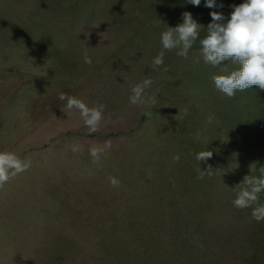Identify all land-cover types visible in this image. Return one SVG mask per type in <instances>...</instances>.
Returning <instances> with one entry per match:
<instances>
[{"label": "rangeland", "instance_id": "obj_1", "mask_svg": "<svg viewBox=\"0 0 264 264\" xmlns=\"http://www.w3.org/2000/svg\"><path fill=\"white\" fill-rule=\"evenodd\" d=\"M223 8L205 7V0L199 6L187 0H0V151L31 161L0 188V264H100L92 254L108 227L171 225L182 165L196 153L181 135L195 123V105L212 118L205 128L230 125L241 132L242 113L257 110L246 104L249 89L231 98L216 88L212 94L218 69L203 62L197 43L187 58L166 51L163 66L153 67L161 33L182 23L183 12L201 24ZM145 78L154 80L145 91L151 99L133 105L131 88ZM62 92L106 106L98 131L89 133L79 112L58 99ZM224 112L226 123L219 116ZM105 141L110 149L93 164L89 148ZM73 145L81 151L74 153ZM246 151L237 180L251 176L262 159L256 145ZM156 167L162 198L170 203L165 222L159 206L147 208L155 198ZM109 176L120 181L118 188ZM246 213L243 222L250 224Z\"/></svg>", "mask_w": 264, "mask_h": 264}, {"label": "trees", "instance_id": "obj_2", "mask_svg": "<svg viewBox=\"0 0 264 264\" xmlns=\"http://www.w3.org/2000/svg\"><path fill=\"white\" fill-rule=\"evenodd\" d=\"M221 1L224 8L219 12L226 17L232 10L230 5L243 2L219 0L220 4ZM91 13L95 14L94 9ZM90 15L88 13V17ZM203 22L206 27L211 21L205 19L201 25ZM203 35L202 30L201 37ZM196 43L201 47L199 41ZM210 88L214 94L215 86ZM247 98L246 104L257 105V110L249 109L242 113L245 124L242 132L231 129L230 125L218 129L205 128L207 110L195 105V110L190 113L193 119L189 117L195 123L181 135L184 140L189 138L194 143L196 153L208 150L213 155L200 164L195 157L188 164L183 163L181 177L176 184L175 207L162 198L163 184L159 172L162 169L156 167L154 189L151 191L155 198L151 196L148 199V212L159 206L165 222L169 220L166 216L170 206L171 225L154 226L152 222H140L108 227L92 258L99 260L100 264H264V222L252 218V208L238 209L232 203L240 187L244 186L240 185L244 178L237 180L240 176L239 163L248 154L246 150L251 143L263 155L259 167L249 177L264 175L260 170L264 168V91L254 85L249 88ZM219 116L220 121L226 123L227 113ZM209 164L212 174L198 178L201 169L207 170ZM186 172L190 173V177L185 175ZM259 202L264 203V193L260 194ZM244 210L250 224L243 222L241 212ZM149 214L147 218L152 216ZM154 229L158 232H153ZM89 264H93L92 261Z\"/></svg>", "mask_w": 264, "mask_h": 264}, {"label": "clouds", "instance_id": "obj_3", "mask_svg": "<svg viewBox=\"0 0 264 264\" xmlns=\"http://www.w3.org/2000/svg\"><path fill=\"white\" fill-rule=\"evenodd\" d=\"M188 3L199 6L201 0H187ZM205 7L223 8L216 0H205ZM231 11L227 17L218 11L210 12L211 22L207 26L199 24L193 19L190 12L182 13V23L175 27H168L160 35L162 49L154 57L153 67L164 64L166 51L177 50L179 57L187 58L193 45L199 41L203 62L218 69V73L211 76L215 88L231 98L237 91L243 92L252 86H258L264 91V0H243L240 4L230 5ZM204 35L201 37V31ZM84 62L91 64V58L85 54ZM199 63V61H197ZM166 72L167 69L164 68ZM154 83L151 78H145L131 88L129 102L133 105H143L151 98L145 96V91ZM58 99L66 101L69 111L79 112L84 125L89 133L99 130L103 121L104 104L88 106L81 99L60 93ZM155 103L154 100H151ZM187 115V110H185ZM209 117L208 123H211ZM111 147L110 141L104 145H93L89 148V155L93 164L99 165L102 156ZM74 153L81 151L80 147L73 145ZM213 153L200 151L195 153V159L199 162H207ZM179 155L173 157V162H179ZM31 167L30 160H22L16 153L0 151V188H3L17 175L27 171ZM264 173V168L260 169ZM213 169L209 164L207 170H202L198 178L203 179L204 174H212ZM110 186L118 188L120 181L109 176ZM236 193L233 206L238 209L252 208V218L257 222H264V203L259 202L261 193H264V175L259 177H245Z\"/></svg>", "mask_w": 264, "mask_h": 264}]
</instances>
